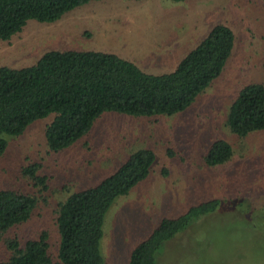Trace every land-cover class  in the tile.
<instances>
[{"label":"rangeland","instance_id":"374dc122","mask_svg":"<svg viewBox=\"0 0 264 264\" xmlns=\"http://www.w3.org/2000/svg\"><path fill=\"white\" fill-rule=\"evenodd\" d=\"M217 23L234 33L221 74L185 110L134 116L108 111L68 147L51 151L45 127L53 114L33 121L18 136L3 135L0 189L28 193L36 205L28 220L0 231V260L20 243L47 232L56 254L59 202L96 185L139 148L155 153L147 177L108 209L99 242L104 264H128L131 250L164 216H178L201 200L217 208L195 218L158 250L155 264H264V129L245 137L225 125L230 104L251 82L264 84V0H95L53 22L28 20L22 31L0 39V66L31 65L50 49L115 53L147 73L171 71ZM233 147L215 166L203 154L214 139ZM37 164L35 176L23 169Z\"/></svg>","mask_w":264,"mask_h":264},{"label":"trees","instance_id":"16d2710c","mask_svg":"<svg viewBox=\"0 0 264 264\" xmlns=\"http://www.w3.org/2000/svg\"><path fill=\"white\" fill-rule=\"evenodd\" d=\"M90 1L95 0H0V39L8 40L22 31L28 20L53 22ZM233 46L232 29L217 23L171 71L159 74L147 73L115 53L90 49H50L31 65L0 66V156L7 147L3 135L18 136L33 121L51 113L45 139L56 152L87 134L104 112L169 116L183 111L221 74ZM225 125L240 137L264 129L263 83L251 82L240 89L229 106ZM232 155L231 143L218 138L204 152L203 160L215 166ZM155 158L153 150L139 148L96 185L59 202L56 254L49 251L48 234L43 231L23 243L15 238L7 242L10 253L0 264H104L99 242L106 213L118 197L147 177ZM37 168V164L30 165L23 172L45 187V177L34 174ZM219 203L218 198L201 200L178 216L162 217L133 247L128 264H155L165 242ZM35 205L28 193L0 189V231L28 220Z\"/></svg>","mask_w":264,"mask_h":264}]
</instances>
